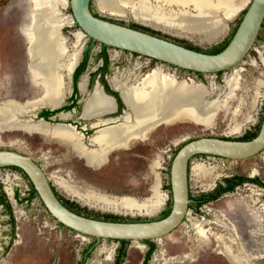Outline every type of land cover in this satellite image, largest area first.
Wrapping results in <instances>:
<instances>
[{"label": "rangeland", "instance_id": "374dc122", "mask_svg": "<svg viewBox=\"0 0 264 264\" xmlns=\"http://www.w3.org/2000/svg\"><path fill=\"white\" fill-rule=\"evenodd\" d=\"M249 2L250 0H234L230 17L221 18L222 14L218 13V23L212 27L213 29L196 31L194 33L197 34L191 38L189 36L193 32L176 34L168 30H160L159 27L153 28V25L140 24L126 10L124 16H111L123 24L144 26L177 43L189 44L209 52L214 46L221 45L230 37ZM64 3L59 6L60 16L65 20L61 32L67 38L71 53L75 48L73 33L80 29L76 27L71 17L68 0ZM92 8L96 10L94 2ZM25 10L24 7L16 4V0H0V107L6 111L8 119L5 123L9 125L0 129V148L17 149L31 155L41 164L60 195L85 207L94 216L157 217L160 213L158 206L164 198L163 194L159 203L131 208L123 207L111 199L132 197L145 200L151 195L145 199L138 196L145 195L142 192L149 182H153L152 189L158 185L157 181L165 186L169 177L171 159L185 141L198 136L239 138L253 132L260 124L264 110V21L253 47L240 62L220 73L203 74L199 78H194L187 71H177L172 65L165 63L156 62L149 66L147 58L130 57L119 49L107 46L108 81L112 76H119L126 71L131 72V78L138 79L160 67L162 72L173 74L177 81L183 79L188 81L187 78H190L209 94L212 86L216 89L221 88L219 91L217 89L216 93H218L225 89L226 80H232L230 86L232 96L227 100L228 109L218 110L216 117L208 125L183 119L174 123H161L150 131V137L157 138L161 142L165 141L167 144V150L161 152V156L159 152L157 155L148 154L149 157L152 155L153 160H157L154 162L159 165H154L156 164L154 162L145 165L149 160L146 161L141 156L145 151L140 150L139 146L142 144L138 143V139L137 144L131 149L111 151L107 163L104 161L102 165H85L81 157L96 162L105 152L116 147L108 148L106 145L109 142L100 143L95 140L99 131L94 138L92 137L97 149L85 151L79 136L70 128L58 125L72 131L80 145V149H75L66 140L45 136L61 141L72 150L70 159H64L62 154L55 152L57 144L42 142L36 134L31 133L35 131L27 130L38 123L29 124L23 121L19 123L21 122L19 117L23 113L21 106L23 100L26 99L24 105H27L24 107L27 114L24 115L28 116V113L34 111V107L39 106V103L31 98L38 94V91L32 86L27 70V44L22 31ZM188 10L191 12L190 6ZM98 48L97 44L90 46V39L85 36L80 57L85 49H89L88 71H92L102 63L101 58L96 57ZM65 61L64 63H67L68 58ZM216 93H211L208 97H214ZM106 98L111 102L108 97ZM30 99L31 101H27ZM125 109V113L128 112L126 104ZM104 112L106 111L99 114ZM121 118L125 121L123 117ZM115 153L120 156L118 159L120 165L115 164L113 159ZM123 159L128 162L123 163ZM190 165V193L195 197L212 191L215 185L227 177H256L264 182V150L244 159L198 155L193 157ZM0 184L12 208L15 226L11 232L10 217L0 205V264H112L117 251V241L103 239L99 244L91 246L92 237L58 223L38 198L15 199L16 191L20 197H26L28 190L27 181L19 170L0 167ZM7 187L12 189V199L6 193ZM87 192L100 199H91L89 204L85 203L79 193ZM213 222L224 226L221 227L222 231L214 228ZM198 226H201L203 233L197 231ZM221 234L232 240L235 245L241 246L248 259L250 258V264H264L263 187L244 183L232 191L223 193L216 200L200 205L197 209H189L187 217L175 230L154 239L156 248L150 254L147 264H231L219 248ZM146 251V244L135 240L128 241L121 264H142ZM254 251L262 256L253 260L251 257L256 255Z\"/></svg>", "mask_w": 264, "mask_h": 264}, {"label": "bare ground", "instance_id": "6f19581e", "mask_svg": "<svg viewBox=\"0 0 264 264\" xmlns=\"http://www.w3.org/2000/svg\"><path fill=\"white\" fill-rule=\"evenodd\" d=\"M64 2L66 0H16L17 5L26 9L22 31L27 44L28 76L32 86L38 91V94L31 98L37 103L53 104L59 101L63 93V82L58 72L65 67L64 61L67 58V70L70 72L73 69L79 60L85 39L84 33L80 30L74 32L73 46L75 48L71 53L68 52L67 38L59 31L65 24L59 12V6ZM233 3L234 0H95L96 7L101 13L110 16H124L126 10L140 23H148L176 34L194 33L216 26L218 13L222 14L221 18L230 17ZM189 6L191 12L188 10ZM159 68L145 73L139 80L131 78V72L128 71L112 78L111 83L119 90L128 107V112L122 116L124 123L101 129L95 140L100 143L101 141L109 142L107 147H117L119 143L127 144L131 139L144 137L161 123H174L187 119L208 125L216 117L218 110L228 109L227 100L232 96L230 87L232 80L224 78L226 80L225 89L218 93H216L218 87L216 89L212 86L211 93L216 94L210 98L208 95L211 93L208 94L206 89H202L201 85L195 84L190 78H187L188 81L185 79L177 81L173 74L164 73ZM80 86L82 87V83ZM110 109L111 102H108L98 88L85 105V113L93 112L96 115ZM5 112L3 107H0V129L8 125L5 123L8 119ZM28 130L38 132L43 136L66 139L74 148L80 149L79 141L72 131L64 127L49 128L44 124H38L30 126ZM5 190L11 196V188L7 187ZM79 195L87 204L91 202V199H100L89 192L79 193ZM162 197L158 187L154 186L151 196L145 200L132 197L112 198L111 200L123 207L131 208L159 203ZM215 225L219 231H222L221 227L224 226L218 222ZM197 231L203 233L201 226H198ZM219 238L221 243L219 248L231 264H250V258L248 259L241 246L235 245L224 234H221ZM254 253L256 255L251 257L253 260L260 257L257 252L254 251Z\"/></svg>", "mask_w": 264, "mask_h": 264}, {"label": "water", "instance_id": "95a60500", "mask_svg": "<svg viewBox=\"0 0 264 264\" xmlns=\"http://www.w3.org/2000/svg\"><path fill=\"white\" fill-rule=\"evenodd\" d=\"M68 6L73 21L84 35L91 39V45L98 42L104 46L134 52L174 67L202 74L225 71L240 62L253 47L264 21V0H250L227 44L216 53H208L118 22L112 16L98 11L95 0H68ZM145 25L150 24L145 23ZM195 34L197 33H192L189 37H194ZM263 150L264 110L259 129L251 138L242 140L220 136H198L185 141L176 150L169 165L171 191L169 212L160 218L134 221L95 218L72 210L56 194L58 191L53 187L43 167L23 151L0 148V167L13 166L21 169L47 212L65 227L92 236L97 242L106 238L143 241L168 235L183 221L188 211V204L193 201L189 197V171L193 157L212 155L244 159Z\"/></svg>", "mask_w": 264, "mask_h": 264}, {"label": "flooded vegetation", "instance_id": "af4514ba", "mask_svg": "<svg viewBox=\"0 0 264 264\" xmlns=\"http://www.w3.org/2000/svg\"><path fill=\"white\" fill-rule=\"evenodd\" d=\"M62 27L59 30L61 34H62V32H61ZM76 27H78V26L76 25ZM135 28H140V29L146 30L148 32L158 34V33L154 32V31L148 30V28H146L144 26L143 27L142 26L141 27L137 26ZM154 28H155V26H154ZM158 35H160V34H158ZM160 36H162V35H160ZM95 44H97L99 46V48H98L99 52L96 53V57H100L101 60H102L101 61L102 63L99 66H97L95 69H93L92 71H88L87 70V65H88L87 52H88V49H85L83 51L81 57L79 55V60L77 61V63L74 65L73 69L70 72H69V70H67V65H66L67 63H65V65H64L65 67H63L61 69V71L58 72L59 75L61 76V80L63 82V93L59 97V101L57 103H53V104L41 102V103H39V106L38 107H34L35 108L34 111L31 112V113H28V116H27V115H24V114H27L26 110L24 108V107L27 106V105H24V102H25L26 99L23 100L21 102V106L23 108L22 109L23 113L21 114L22 117L21 116L19 117V120L21 121L19 123H22V121L26 122V123H29V124H37L38 123V124H44V125L48 126L49 128L50 127H54V126H58V125L59 126H61V125L62 126H66V127L70 128L77 136H79L81 145H82V147H83V149L85 151H92V150H96L97 149L95 143L92 142V137L94 138L96 136V134L103 128H106V127H109V126L111 127V126H113L115 124L121 123L123 121V119L121 117L125 113L126 109H125V104H124V102H123V100H122V98L120 96L121 94H120L119 90L116 89L114 87V85L111 83V80H112V78L115 75L112 76L109 81L106 78V76L109 73V71H108V65L106 67L104 66V60H103V56H102V51H103V48L106 51V47L107 46H104V45H102V44H100L98 42H94L91 45V39H90V46H93ZM182 45L192 48V46L189 45V44H182ZM67 46H68V44H67ZM68 52H70L69 49H68ZM120 52H124V53L128 54L130 57L136 56V57H139V58H141V57L147 58L149 66L152 65L153 63L160 62V61L155 60L153 58H150V57H147V56H144V55H140V54H137V53H134V52L126 51V50H120ZM80 54H81V51H80ZM106 54H107V52H106ZM107 56H108V54H107ZM86 57H87V60H86L87 64L85 65V67L83 69L79 70L80 64L84 61V59ZM160 63H164V62H160ZM108 64H109V62H108ZM165 64H167V63H165ZM174 68L177 71H180V72L187 71V73L188 74L191 73V75L194 78H199V76H203L202 73L193 72L191 70H186V69H182V68H178V67H174ZM217 73H220V72H217ZM82 78H83V80H82ZM140 78H138V79L134 78V79L139 80ZM80 83H82V87L80 86ZM97 88H98V90H100V92L104 96H106V97H108L110 99V101H111V109L106 111V112H104V113H102V114H99V115H96L93 112L85 113V105H86L85 101H86V99L89 98V95L92 94L95 91V89H97ZM261 119H262V117H261ZM260 122H261V120H260ZM259 126H260V124L253 131V132H255V134L257 133V131L259 129ZM31 133L36 134L40 138V140L42 142L57 144L58 146L55 147V149H56L55 152H57L59 154H62L64 159H70L71 154H72V150L70 148H68L67 145H65L61 141L53 139L51 137H45V136H43V135H41L39 133H36V132H31ZM149 133L146 134L144 137L140 136L138 138V143L143 145V146L142 145L139 146L140 150L145 151V154L144 155L142 154L141 156L146 161L147 160L150 161L151 158H152L151 162L149 163V161H147V163H145V165H151L152 162L157 161L155 159L153 160L152 155H157V153L159 152V155L161 156V152H165L167 150V144H166L165 141H163V142L158 141L157 138L150 137ZM56 138H58V137H56ZM59 139H63V138H59ZM63 140H66V139H63ZM136 140L137 139H134V140L131 139V140L128 141L127 144H124V143L117 144L116 146H122V147H116V148H114L112 150H109L108 152H106L104 154V156L99 161H96V162L87 161L85 158H83L81 156L80 157L83 159L85 165H102L103 164L102 162L105 161V163H107L109 161L108 156H109V153L111 151L119 150V149H131L132 147H134L137 144ZM66 141L70 144V141H68V140H66ZM59 146H62V147H59ZM108 148H112V147L109 146ZM148 154H152L151 157H149ZM205 156H208V155H205ZM119 157L120 156H119L118 153H115L113 155V159H115V164L116 165H120V161L118 160ZM127 162H128V160L125 161V159H123V163H127ZM37 163H39V162L37 161ZM154 163H156L154 165H159V163H157V162H154ZM168 175H169V171H168ZM157 182H158L157 186H158V189H159L160 193L164 195V198H163L162 202L158 206V207H160L159 208L160 209V213H159V215L157 217H150V218L149 217H144V218L143 217L125 218V217L117 216L118 218H111V217L107 218V217H103V216H94L93 214H90L89 211H88L89 214L88 213H84L82 211H76L73 207L71 208L68 205H66L62 201V199H61V201L66 206L71 208L72 210H75L76 212H80V213H83V214H85L87 216H92V217H95V218L110 219V220H125V221H129V220H131V221H134V220H148V219H153V218H160V217H163V216H165L167 214V213L165 214V211L167 209H168V212L170 210V207H171V191H170L169 177H168V180H167L165 186L160 181H157ZM244 183H251L253 185H259L256 182H243L242 184H244ZM222 184L227 186V184L224 183V182H222ZM27 185H28V183H27ZM152 185H153V182H151V183L149 182L148 185L145 186L144 191L142 192V194H145V195H140L138 197H142L143 199L149 197L151 195ZM168 185H169V187H168ZM217 185H215V187L212 189V191H209V192L215 193L217 190L221 189V188L218 189ZM239 185H241V184H239ZM239 185H237V186H239ZM259 186H261V185H259ZM53 187H54V185H53ZM28 190H29V187H28ZM163 190H165V191H163ZM11 191H12V189H11ZM209 192L200 194V195L195 197V196H193L190 193V184H189V197L192 198L193 201L188 204V211L185 214L184 219L187 217V214L189 213V209H191V208L197 209L200 205H202L204 203H207V202H211L213 200H216L223 193H226V192H223L222 194H220V196H218V197H216L214 199H210V198H208L207 195H205V194H208ZM227 192H229V191H227ZM165 196H166V198H165ZM9 197H10V199H12V193H11V196H9ZM14 197H15V199H17L16 196H15V193H14ZM32 198H38V197H32ZM0 205L4 207V204L2 202H0ZM4 211L8 214V212L5 210V207H4ZM12 214H13V212H12ZM8 216H9V214H8ZM113 216H115V215H113ZM212 225H213L214 228H216L215 222H213ZM89 237H92V236H89ZM92 238H93V242L91 243V246L97 245V244H99L101 242V240H103V239H100L97 242L96 238H94V237H92ZM109 240H115L118 243V246H117V249H116L117 251L115 253V256H114L113 262H112V264H117V256H118L119 249L121 247H124V249H125L126 248V243L128 241H132V240L131 239H109ZM122 240H124V241H122ZM140 242H142V243L147 245V250L150 247V243H153L155 245V248H156V243L154 242V239H146V240H143V241H140ZM146 252L144 254L142 264H147L148 263L149 259L145 262ZM260 255L262 256V254H260Z\"/></svg>", "mask_w": 264, "mask_h": 264}, {"label": "trees", "instance_id": "16d2710c", "mask_svg": "<svg viewBox=\"0 0 264 264\" xmlns=\"http://www.w3.org/2000/svg\"><path fill=\"white\" fill-rule=\"evenodd\" d=\"M240 20V19H239ZM239 22V21H238ZM238 24V23H237ZM237 26V25H236ZM132 27H137V25H132ZM236 28V27H235ZM235 28L233 29L230 37L232 36ZM230 37L224 41V43H222L221 45H216L214 46L208 53H216L218 52L219 50H221L226 44L227 42L229 41ZM190 48V47H189ZM192 49H195V50H199V51H202L200 50L199 48H196V47H192ZM89 50V49H88ZM87 56H88V52H87ZM102 56H103V60H104V66L106 67L108 65V56L106 54V51L105 49L103 48V51H102ZM86 60H87V57L84 59V61L80 64V69H83L85 67V65L87 64L86 63ZM116 94V93H115ZM255 135V132H250L248 134H245L244 136L242 137H239V138H233V139H248V138H251ZM10 168H13V169H16V170H19L23 176L25 177L27 183H28V187H29V190L27 191V194L26 197H20L19 196V193L16 191L15 192V196L17 199L19 200H22V199H25V200H30L32 197H38V194L37 192L35 191V189L33 188L31 182L29 181L28 177L26 176V174L19 168L17 167H13V166H9ZM222 182L226 183V185H223ZM221 183H219L217 185L218 189L219 190H215L216 192L215 193H212V192H209L208 194H205L208 196V198L210 199H214L218 196H220V194H222L223 192H227V191H232L237 185L239 184H242L243 182H256L258 183L259 185H261L263 188H264V182L258 180V178L256 177H247V176H232V177H227V178H224L223 181ZM169 187V185H168ZM56 194L59 196L60 199H62V201L68 205L69 207H73L76 211H82L84 213H88V210L85 208V207H82L80 206L78 203L74 202V201H71L69 199H66L64 198L62 195H59L57 192ZM40 200V199H39ZM41 201V200H40ZM0 202H2L4 204V207H5V210L8 212L9 214V217H10V229H11V232L14 230V217H13V214H12V209H11V206L9 204V202L7 201L6 199V195L4 193V191L2 190L1 188V184H0ZM42 204V202H41ZM43 205V204H42ZM44 206V205H43ZM168 213V209L165 211V214ZM107 218L108 217H111V218H118L117 216H111V215H107L106 216ZM124 241V240H122ZM155 249V245L153 243H150V247L149 249L147 250L146 252V256H145V262L149 259L150 257V254L152 253V251ZM125 257V249L124 247H121L118 251V256H117V264H121L123 259Z\"/></svg>", "mask_w": 264, "mask_h": 264}]
</instances>
